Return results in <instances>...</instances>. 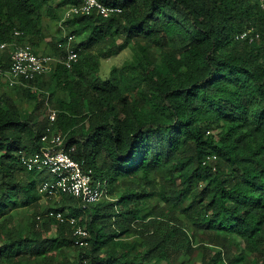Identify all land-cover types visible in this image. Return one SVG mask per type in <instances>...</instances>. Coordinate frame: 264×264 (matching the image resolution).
<instances>
[{
    "label": "trees",
    "instance_id": "1",
    "mask_svg": "<svg viewBox=\"0 0 264 264\" xmlns=\"http://www.w3.org/2000/svg\"><path fill=\"white\" fill-rule=\"evenodd\" d=\"M262 1L100 0L109 16L66 17L83 0H0L1 71L14 44L63 60L26 86L0 77V264H264ZM46 133L108 198L41 205L52 175L18 153Z\"/></svg>",
    "mask_w": 264,
    "mask_h": 264
},
{
    "label": "built area",
    "instance_id": "2",
    "mask_svg": "<svg viewBox=\"0 0 264 264\" xmlns=\"http://www.w3.org/2000/svg\"><path fill=\"white\" fill-rule=\"evenodd\" d=\"M262 6L264 8V0ZM94 11L107 17L113 12V9L106 7L100 0H83L80 6L69 9L66 17L72 14H90ZM21 34L16 32V36ZM244 37L245 35L242 36V38ZM8 48V43L0 42V51ZM12 48L11 68L6 72L0 70V77L9 87L26 86V82L49 74L56 63L63 62V60L53 56L36 54L28 43L14 44ZM77 59L78 53L69 50L65 64L70 67L71 63L76 62ZM38 143L40 146L38 152L26 154L21 150L18 156L26 170L35 173L49 172L53 176L52 181H46L42 184V192L50 196L71 195L81 199L84 207L108 198L107 183L96 182L93 171L87 169L83 163L73 159L71 153L74 152V148L69 150L65 148L64 136L46 133L41 136ZM57 217L63 220L61 214ZM71 221L75 223L74 219ZM74 235L78 237L76 244L87 245L83 240L88 235L87 231L83 228H76Z\"/></svg>",
    "mask_w": 264,
    "mask_h": 264
},
{
    "label": "rangeland",
    "instance_id": "3",
    "mask_svg": "<svg viewBox=\"0 0 264 264\" xmlns=\"http://www.w3.org/2000/svg\"><path fill=\"white\" fill-rule=\"evenodd\" d=\"M131 56H132V54H131L130 49H125L120 55H118L116 57H113V58H111L109 60L103 61L102 62V67H101L102 74H104V76H108V74H109V72H110V70H111V68H112L113 65L120 66L125 61L129 60L131 58ZM4 84H6L5 81H4ZM5 89L6 90H9V87L5 86ZM22 107L25 108L27 111H31L33 109L34 105H33V103H30L28 101H24L22 103ZM51 112H54V110H53L52 107L51 108L49 107V111L47 112L48 113V116H49V114ZM44 117L45 116H41L39 120L44 119ZM46 173H47V175H50L49 172H46ZM51 178H53V177L51 176ZM43 194H45V195H43L44 198H43V200L41 202V205L42 206H47L49 204V201L47 199L50 197V195L47 196L46 193H44V192H43ZM54 198H58V197L54 196ZM52 234H54V232H52Z\"/></svg>",
    "mask_w": 264,
    "mask_h": 264
}]
</instances>
